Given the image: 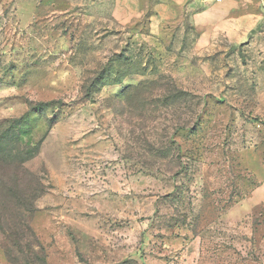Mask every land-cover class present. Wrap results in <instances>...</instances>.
<instances>
[{
    "label": "rangeland",
    "instance_id": "obj_1",
    "mask_svg": "<svg viewBox=\"0 0 264 264\" xmlns=\"http://www.w3.org/2000/svg\"><path fill=\"white\" fill-rule=\"evenodd\" d=\"M117 1L0 0V147L35 153L48 264H264V204L224 217L264 182V0L203 53Z\"/></svg>",
    "mask_w": 264,
    "mask_h": 264
},
{
    "label": "crops",
    "instance_id": "obj_2",
    "mask_svg": "<svg viewBox=\"0 0 264 264\" xmlns=\"http://www.w3.org/2000/svg\"><path fill=\"white\" fill-rule=\"evenodd\" d=\"M236 0H118V9L122 17L136 20L145 13L146 4H151L149 19L150 37L168 39L182 28L191 24L197 34V47L201 52L219 46L223 38L229 39L233 47L242 38L240 30L241 13L245 8L236 4ZM252 15V13L246 14ZM123 18V19H124ZM248 30H251V28ZM253 196L231 206L225 213V219L234 222L248 216L253 208L264 204V182L252 194Z\"/></svg>",
    "mask_w": 264,
    "mask_h": 264
},
{
    "label": "trees",
    "instance_id": "obj_3",
    "mask_svg": "<svg viewBox=\"0 0 264 264\" xmlns=\"http://www.w3.org/2000/svg\"><path fill=\"white\" fill-rule=\"evenodd\" d=\"M34 154L28 152L23 159L20 147H0V248L10 264H48L30 221L45 192L38 175L24 165ZM118 264L139 263L128 260Z\"/></svg>",
    "mask_w": 264,
    "mask_h": 264
}]
</instances>
